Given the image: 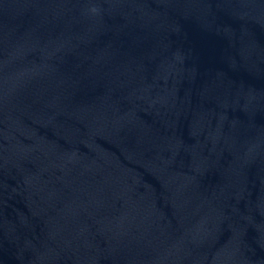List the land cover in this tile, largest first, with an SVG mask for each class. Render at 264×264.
<instances>
[{
  "label": "water",
  "instance_id": "water-1",
  "mask_svg": "<svg viewBox=\"0 0 264 264\" xmlns=\"http://www.w3.org/2000/svg\"><path fill=\"white\" fill-rule=\"evenodd\" d=\"M0 264H264V0H0Z\"/></svg>",
  "mask_w": 264,
  "mask_h": 264
},
{
  "label": "clouds",
  "instance_id": "clouds-1",
  "mask_svg": "<svg viewBox=\"0 0 264 264\" xmlns=\"http://www.w3.org/2000/svg\"><path fill=\"white\" fill-rule=\"evenodd\" d=\"M92 10H93V11H95L96 9H95V8H93Z\"/></svg>",
  "mask_w": 264,
  "mask_h": 264
}]
</instances>
